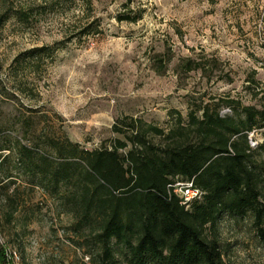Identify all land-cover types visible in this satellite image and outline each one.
Segmentation results:
<instances>
[{
  "label": "rangeland",
  "instance_id": "rangeland-1",
  "mask_svg": "<svg viewBox=\"0 0 264 264\" xmlns=\"http://www.w3.org/2000/svg\"><path fill=\"white\" fill-rule=\"evenodd\" d=\"M227 98L264 103V0H0V243L13 264H100L66 138L109 148L118 118L167 130L205 102L234 115ZM252 221L221 217L227 264H264Z\"/></svg>",
  "mask_w": 264,
  "mask_h": 264
},
{
  "label": "trees",
  "instance_id": "trees-1",
  "mask_svg": "<svg viewBox=\"0 0 264 264\" xmlns=\"http://www.w3.org/2000/svg\"><path fill=\"white\" fill-rule=\"evenodd\" d=\"M201 66L187 61L184 68ZM224 104L234 115H222L221 104L205 102L185 120L178 114L167 130L123 116L111 128L122 138L109 148L89 150L65 139L82 163L84 223L98 216L93 240L100 244V264H116V258L124 264H227L218 233L223 215L250 213L264 244V132L255 146L249 141L253 130L264 131V103L227 98ZM17 154L31 151L21 146ZM178 182H192L201 196L183 203L174 191ZM7 249L0 243V264H13Z\"/></svg>",
  "mask_w": 264,
  "mask_h": 264
},
{
  "label": "built area",
  "instance_id": "built-area-1",
  "mask_svg": "<svg viewBox=\"0 0 264 264\" xmlns=\"http://www.w3.org/2000/svg\"><path fill=\"white\" fill-rule=\"evenodd\" d=\"M249 141L251 146H255L256 142L251 139L249 136ZM174 191L179 192L182 196V202L186 203L192 199L199 198L201 196V191L193 186L192 182H185L181 183L178 182L174 186ZM7 257L11 259L12 261L17 258V254L15 251H11L10 249H7Z\"/></svg>",
  "mask_w": 264,
  "mask_h": 264
}]
</instances>
